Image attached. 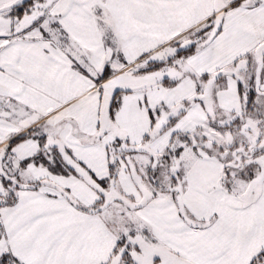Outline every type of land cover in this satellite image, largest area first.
Returning a JSON list of instances; mask_svg holds the SVG:
<instances>
[{"label":"snow or ice","instance_id":"obj_1","mask_svg":"<svg viewBox=\"0 0 264 264\" xmlns=\"http://www.w3.org/2000/svg\"><path fill=\"white\" fill-rule=\"evenodd\" d=\"M0 264H264V0H0Z\"/></svg>","mask_w":264,"mask_h":264}]
</instances>
